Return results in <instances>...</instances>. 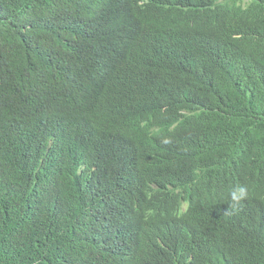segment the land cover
<instances>
[{
  "label": "trees",
  "instance_id": "trees-1",
  "mask_svg": "<svg viewBox=\"0 0 264 264\" xmlns=\"http://www.w3.org/2000/svg\"><path fill=\"white\" fill-rule=\"evenodd\" d=\"M71 1L0 0V264H70L76 255L128 264L129 254L138 264H264V228L245 226L264 215V0H172L177 17L200 21L161 48L147 88L134 98L142 66L125 64L126 82L87 73L88 48L76 29L84 11L60 20ZM104 1L86 0L93 20ZM148 1L127 8L135 15ZM150 18L124 23L140 28ZM194 45L211 52L199 74L183 75ZM104 48L101 42L95 51ZM135 111L176 122L181 132L161 141L169 155L163 170L140 172V188L147 184L124 209L160 230L186 204L195 229L145 243L132 234L128 245L112 219L92 227L73 219L80 193L56 180L95 154L91 119L108 114L121 137L135 130ZM236 184L247 185L249 196L232 221L213 209L212 192L227 204Z\"/></svg>",
  "mask_w": 264,
  "mask_h": 264
},
{
  "label": "clouds",
  "instance_id": "clouds-1",
  "mask_svg": "<svg viewBox=\"0 0 264 264\" xmlns=\"http://www.w3.org/2000/svg\"><path fill=\"white\" fill-rule=\"evenodd\" d=\"M145 0H105L104 6L96 9L98 21L93 20L92 9L86 0H72L69 3L70 12H63V21L74 19L77 13L84 11L83 24L76 25L87 44L88 51L82 53L88 57L87 73L99 81L126 82L129 75L125 64L142 66L139 90L135 87L131 97L139 96L146 88V78L149 71L157 65L162 57L161 48L176 42L179 37L197 26L200 21L184 20L176 16L175 2L172 0H149L137 13L129 12V4H142ZM157 1V2H156ZM151 4L153 7H151ZM126 5V8H121ZM189 12L194 13L193 10ZM151 14L148 22L140 28H130L125 24V17L135 18ZM55 15L49 18V26L54 28ZM103 42L104 49L95 51V46ZM210 49L201 46H191L184 54L183 75H197L205 66L203 56ZM196 62V68L193 65ZM196 71V72H195ZM61 112V111H60ZM137 115L131 127L135 128L129 134L118 137L113 128L112 117L108 114H97L90 122V134L95 143V154L89 160H78L68 170L65 179L56 180L57 186L64 185V190L80 193L77 213L73 219L79 218L85 227H92L107 219H112L124 231V243L130 245L132 234L140 243L153 239L173 238L186 230L192 232L194 224L186 214V204L178 209L164 229L149 230L144 224L132 221L130 214L124 209L126 201L135 199L137 194L147 184L140 188L145 177L138 175L146 167L158 165L163 170V164L169 157L159 146L165 138L181 132L176 122H166L164 118L150 117L145 111L133 112ZM185 113V112H184ZM156 138L148 139L152 131L157 130ZM110 140L106 145L102 142ZM167 142V141H165ZM155 187L154 183H150ZM229 200L224 204L221 198L212 192L213 209L233 221L232 215L238 213L249 196L245 184H236L229 190ZM75 224V222H74ZM246 228L256 226L264 228V215L258 214L246 223ZM128 249V248H127ZM133 252V251H131ZM69 255H62L67 258ZM114 256L104 257L96 261L95 256L80 257L78 255L70 264H118ZM128 264H138L129 254Z\"/></svg>",
  "mask_w": 264,
  "mask_h": 264
}]
</instances>
